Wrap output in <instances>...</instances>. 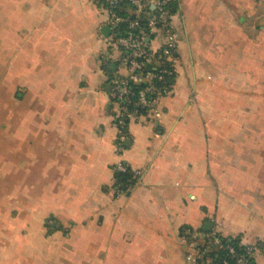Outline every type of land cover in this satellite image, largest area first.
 I'll list each match as a JSON object with an SVG mask.
<instances>
[{
	"label": "crops",
	"instance_id": "1",
	"mask_svg": "<svg viewBox=\"0 0 264 264\" xmlns=\"http://www.w3.org/2000/svg\"><path fill=\"white\" fill-rule=\"evenodd\" d=\"M171 2L174 90L118 156L99 3L0 0V264H189L183 228L264 264V0Z\"/></svg>",
	"mask_w": 264,
	"mask_h": 264
},
{
	"label": "built area",
	"instance_id": "2",
	"mask_svg": "<svg viewBox=\"0 0 264 264\" xmlns=\"http://www.w3.org/2000/svg\"><path fill=\"white\" fill-rule=\"evenodd\" d=\"M106 14L105 24L111 33L105 38L109 52L115 54L117 65L111 71L110 100L115 106L113 121L117 130L114 140L115 154L121 156L125 141L129 138L128 126L140 116L157 118L161 115L160 101L169 96L175 87L176 52L178 40L174 30L175 6L171 0H96ZM115 174L133 171L121 162L113 168ZM132 186V185H131ZM131 186L116 184L117 194H123ZM180 242L189 264H203L207 256L216 250L227 251V257L236 264H256L255 245H242V252L225 245L216 232L183 228ZM225 257L221 264H229Z\"/></svg>",
	"mask_w": 264,
	"mask_h": 264
},
{
	"label": "trees",
	"instance_id": "3",
	"mask_svg": "<svg viewBox=\"0 0 264 264\" xmlns=\"http://www.w3.org/2000/svg\"><path fill=\"white\" fill-rule=\"evenodd\" d=\"M106 69L109 71L110 74L112 73L109 70V67H107ZM115 177H116L117 183H122L125 188L135 183V178L133 177L130 171L126 173H117L115 174ZM222 244H223V247L225 245H231L235 247L238 252H242L243 250V246L236 239H222ZM216 254L219 255L221 262L225 257H227V251L222 249V250H216L210 253L207 256V258L208 257L215 258ZM227 258L229 260V264H236L234 259H231L229 256Z\"/></svg>",
	"mask_w": 264,
	"mask_h": 264
},
{
	"label": "water",
	"instance_id": "4",
	"mask_svg": "<svg viewBox=\"0 0 264 264\" xmlns=\"http://www.w3.org/2000/svg\"><path fill=\"white\" fill-rule=\"evenodd\" d=\"M102 33H103V35L104 36H108L110 33H111V29L108 27V26H104L103 28H102ZM116 69H117V65L115 64V63H111L110 65H109V70L110 71H116ZM110 80H112V76H110L109 77V81ZM107 90L109 91L110 90V84L107 86ZM128 142V141H127ZM218 264H221V261H219L218 262Z\"/></svg>",
	"mask_w": 264,
	"mask_h": 264
}]
</instances>
